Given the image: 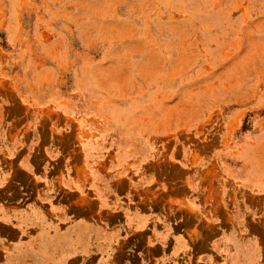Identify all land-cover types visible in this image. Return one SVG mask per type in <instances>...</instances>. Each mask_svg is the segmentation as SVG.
<instances>
[{
	"label": "rangeland",
	"instance_id": "obj_1",
	"mask_svg": "<svg viewBox=\"0 0 264 264\" xmlns=\"http://www.w3.org/2000/svg\"><path fill=\"white\" fill-rule=\"evenodd\" d=\"M0 108L10 125H70L61 143L76 133L117 171L144 170L134 197L151 208L204 191L209 222L188 232L230 264L240 237L241 264H264V0H0ZM86 197L70 201L96 206ZM147 247L112 263L86 245L66 264H205Z\"/></svg>",
	"mask_w": 264,
	"mask_h": 264
},
{
	"label": "crops",
	"instance_id": "obj_2",
	"mask_svg": "<svg viewBox=\"0 0 264 264\" xmlns=\"http://www.w3.org/2000/svg\"><path fill=\"white\" fill-rule=\"evenodd\" d=\"M48 128L32 122L10 125L0 108V264H66L82 259L86 245L93 254L100 246L108 247L112 263L135 246L137 254L150 245L161 259L193 257L197 263L230 264L226 254L212 250L213 237L208 239L207 232L201 237L188 232L192 225L209 222L204 191L188 189L178 194L177 205L151 208L134 197L150 184L144 170L137 177L117 171L115 160H102L90 151V140L77 142L75 133L72 142L61 143L54 133L67 131L69 136L70 125L63 131ZM75 194L87 195L96 206L73 204L70 197ZM134 236L143 241L140 246ZM238 241L236 264H241L251 247L240 237ZM197 246L202 249L197 251ZM62 247L72 255L63 257Z\"/></svg>",
	"mask_w": 264,
	"mask_h": 264
}]
</instances>
